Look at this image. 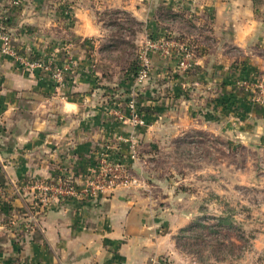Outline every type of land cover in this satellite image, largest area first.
I'll return each mask as SVG.
<instances>
[{"label": "crops", "instance_id": "0c3cea01", "mask_svg": "<svg viewBox=\"0 0 264 264\" xmlns=\"http://www.w3.org/2000/svg\"><path fill=\"white\" fill-rule=\"evenodd\" d=\"M162 11L190 25L174 41L195 44L194 66L183 72L175 51H150L149 77L134 85V74L103 51L114 44L106 18L131 20L137 30L123 40L138 45L173 38L176 19ZM0 17L19 52H55L70 67L58 85L0 53V264H181L176 236L195 217L176 211L181 197L166 192L174 187L146 172L160 145L198 149L264 125V108L251 101V85L264 84V0H0ZM131 100L143 126L129 121ZM104 154L139 185L55 203L37 216L33 183L81 186Z\"/></svg>", "mask_w": 264, "mask_h": 264}, {"label": "rangeland", "instance_id": "374dc122", "mask_svg": "<svg viewBox=\"0 0 264 264\" xmlns=\"http://www.w3.org/2000/svg\"><path fill=\"white\" fill-rule=\"evenodd\" d=\"M106 20L108 35L116 37L115 52H107L113 51L114 63L126 67L143 43L123 38L137 28L124 18ZM177 25L172 40L191 32L188 23ZM249 130L245 138L224 137L211 141L214 145L205 141L198 149L186 144L176 151L157 148L146 179L164 188L171 184L174 189L166 192L181 197L171 206L195 217L176 236L181 264H264V125Z\"/></svg>", "mask_w": 264, "mask_h": 264}, {"label": "built area", "instance_id": "2783aa9c", "mask_svg": "<svg viewBox=\"0 0 264 264\" xmlns=\"http://www.w3.org/2000/svg\"><path fill=\"white\" fill-rule=\"evenodd\" d=\"M0 23V53L11 56L18 69L26 73L43 72L48 74L58 85L65 80V75L70 71L68 63L59 65L55 61V52L50 55H31L29 53L19 52L15 46L12 33L4 26V19ZM142 48L137 52L136 63L137 70L134 74V85L141 84L149 77L150 61L148 53L157 52L163 57H169L175 51L177 53V67L186 72L192 70L193 48L187 45H181L165 36L158 39H144ZM241 85L248 88L249 84L243 81ZM254 94L251 101L264 108V84L256 82L251 85ZM134 89L132 88L131 95ZM134 96V95H133ZM130 118L129 121L134 126H143L145 121L143 117L135 110L133 100L129 103ZM139 179L134 177L121 161L104 154L98 161L96 167L88 172L81 186H76L74 182L57 178L53 181L35 182L29 188L32 194V207L35 208L38 216L55 203L65 202L69 199H91L98 193H113L118 187L138 186ZM4 194L3 187L0 186V199ZM41 210V211H40ZM36 223V215L26 221V229H31ZM167 264V263H164Z\"/></svg>", "mask_w": 264, "mask_h": 264}, {"label": "trees", "instance_id": "16d2710c", "mask_svg": "<svg viewBox=\"0 0 264 264\" xmlns=\"http://www.w3.org/2000/svg\"><path fill=\"white\" fill-rule=\"evenodd\" d=\"M160 15H161L162 19H164V20H165V18H168L170 20H172V18L173 19H176V20H173V22H175L176 25H177V22H180L181 24H183V22H181V18H179V15H175V14L172 15L171 13H168L167 11H162ZM175 17H178V18H175ZM191 33H192V30H191V32H189V34H191ZM108 36H109V40H111V42L112 41L113 42H116V37L114 35H108ZM165 37L170 38V33L166 34ZM182 37L183 36H179V37L175 38V40L176 41H180ZM113 45H112V47L110 46L111 48H104L103 51L105 52V55H106L107 58H110V60H113L114 61V59H116V57H115L116 55H114V53H113V51H114L113 48L115 47ZM191 45L194 47L195 44L194 43H190V46ZM109 50H113V51L110 52L112 54H109L107 52ZM116 65L119 66L117 63H116ZM125 66L126 67H119V68H122L123 71H125L126 74L127 73H129V74H135V72L137 70L136 56H135V58L133 57L132 59H130V61H128V63Z\"/></svg>", "mask_w": 264, "mask_h": 264}]
</instances>
